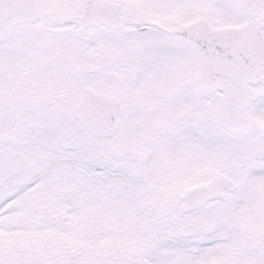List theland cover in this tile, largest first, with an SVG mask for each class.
<instances>
[{"label":"snow or ice","instance_id":"obj_1","mask_svg":"<svg viewBox=\"0 0 264 264\" xmlns=\"http://www.w3.org/2000/svg\"><path fill=\"white\" fill-rule=\"evenodd\" d=\"M0 264H264V0H0Z\"/></svg>","mask_w":264,"mask_h":264}]
</instances>
